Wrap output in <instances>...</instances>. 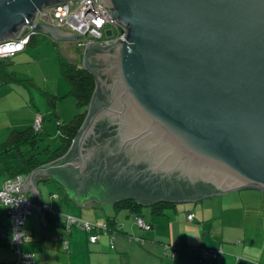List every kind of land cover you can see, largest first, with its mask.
<instances>
[{"label":"water","instance_id":"water-1","mask_svg":"<svg viewBox=\"0 0 264 264\" xmlns=\"http://www.w3.org/2000/svg\"><path fill=\"white\" fill-rule=\"evenodd\" d=\"M70 0H0V46L26 27L56 40L80 35L42 23ZM125 38L89 45L83 65L101 94L66 156L34 171L73 201L136 198L196 204L238 190L264 193V0H101ZM113 30L107 31L111 37ZM193 214V213H190Z\"/></svg>","mask_w":264,"mask_h":264},{"label":"crops","instance_id":"crops-1","mask_svg":"<svg viewBox=\"0 0 264 264\" xmlns=\"http://www.w3.org/2000/svg\"><path fill=\"white\" fill-rule=\"evenodd\" d=\"M60 29L69 32L63 28ZM40 36L49 37L59 44L71 43L56 40L47 33H40ZM22 53H17L14 58L18 76L31 79L30 76L24 75L26 70L31 68L25 65H31V63L17 56ZM0 94H3L7 112V115L0 119V144L8 140L12 131H21L33 126L36 114L34 110L38 109L46 115L51 113L47 102V109L41 110L30 86L20 93L7 87H0ZM57 95L63 96L59 93ZM63 111L64 109L58 111L60 119L69 121ZM76 113L77 110L72 113L73 117ZM49 126L46 120L45 127L51 134ZM22 163L23 158L16 151L0 159V188L4 181L12 176L16 168L22 167ZM51 164L53 163L46 165ZM8 168H12V171H7ZM32 173L22 175L24 185ZM37 188L41 202L49 204L54 213L48 216L41 210L27 218L25 228L30 237L23 244L22 249L35 255L36 264H264V194L262 191L238 190L218 196L220 198L217 199L216 197L205 199L182 210H179L177 206L168 216L152 218L154 227L150 231H145L129 221L125 222L126 226L121 222L120 225H123L130 234L146 239L145 246L130 242L127 236L120 233L114 235L116 236L115 249H112L111 236L100 235L98 241L92 243L87 232L79 228H72L71 232H68L59 219L70 214L102 224L116 214L113 205L106 207L88 202L80 206L73 201L64 185L53 177L39 180ZM23 194L26 198L41 203L33 191H23ZM55 195H58V198H54ZM101 205L110 206V204ZM90 209L96 212H89ZM97 210L101 211L100 216ZM192 212L195 220L189 222L187 215ZM148 221L150 222V219ZM9 232V215L4 208H0V264H12L16 259L14 252L9 248ZM173 247H177L176 252L179 257L176 259L167 254V252H173ZM203 247L210 250L222 249L223 253L219 254L218 258L203 259L200 250Z\"/></svg>","mask_w":264,"mask_h":264},{"label":"trees","instance_id":"trees-1","mask_svg":"<svg viewBox=\"0 0 264 264\" xmlns=\"http://www.w3.org/2000/svg\"><path fill=\"white\" fill-rule=\"evenodd\" d=\"M29 34L31 35L28 43L26 44V46L22 51H19L17 53H22V52L25 53L27 51L28 46L35 45L38 43L39 40L37 37L39 36V34L34 32L33 30H26L22 37L27 36ZM7 40L8 41L4 40L0 43L5 44L6 42H9L14 39L9 38ZM17 53L9 56H0V87H7L20 93L23 92V90H26L30 86V82L33 79L21 78L18 76L17 65L16 63H14V58ZM81 54L83 59L84 54L82 51ZM60 66H61L60 76L63 80H65L68 83L70 87L69 92L63 96H59L57 94L54 95L49 93L48 91L43 90L42 94L46 95L47 97V103L51 109V113L49 115H46L44 114V112H41L38 109H36V107H34V109H36L34 110L36 111L35 119L37 120L38 117L41 118V127L40 128L35 127L36 125V120H35V124L33 126H30L21 131L19 130L12 131L10 136L8 137V140L0 144V159L4 155H7L13 151L18 152L19 155H21L23 158L22 167L20 169L16 168L13 171V174H11L12 176L9 177L8 179H17L21 177L24 184V176L22 175H28L33 171H35L36 169H38L39 167L44 166L46 164L57 163L59 162L60 159L66 156L82 130L84 122L88 116L90 106L93 104L96 96L101 94L100 83L98 82L96 75L88 67L83 65V60L82 63L80 62V64H77L69 60L66 56L65 57L61 56ZM69 96H72L75 99V103L77 106V113L75 114L74 118H72L71 120L62 121L59 117L58 106L60 105L62 99L64 100V98ZM65 101L66 100H64V102ZM46 120L54 121L55 123H57L56 124L57 135L56 138L53 140V142L55 143V141H58L57 143L58 147H56L55 149H53L52 147L53 142L50 141L48 142V144H44V146L42 145V147L40 146V144L43 141H46L51 136V134L48 133L47 128L45 127ZM7 171H12V168H8ZM8 179H6L5 181H7ZM22 197L25 199H29L26 198L24 194L22 195ZM55 197L58 198V195H55L54 198ZM33 202L37 204L38 208H35L31 212V214H28L25 217V222L22 226V231L24 233L25 238H24V242L21 244L13 243L12 217L9 214L8 208H5L4 206H0V208H4L6 210L10 218V232L8 234L9 248L12 252H14L16 256V259L12 264H26L23 262L22 256L25 254H32L22 249L23 244H25L30 237L29 233L26 231L25 228L27 218L32 216L35 212L41 210L47 213L48 216H50L53 212L49 204H45L43 202L38 203L37 201L34 200ZM112 205L116 209V214H114L112 217L110 216L107 219V221L102 224L91 222L90 220H86L81 216L70 215V214L65 215V217L59 219V221H61V223L67 228L68 232H71L72 228H79L84 230L89 234L90 241L92 243H96L100 235L111 236L112 249H115L114 241L116 239V236L114 235H118V233H122L126 235L130 242H136L142 246H145L146 239L133 236L132 234H130L129 231L124 229L123 225H120V223L122 222L126 226L125 224L126 220L122 218V213L125 214L124 217L132 218V221L129 220L130 223H135L143 230L150 231L154 227V223L152 221L153 219H156L161 216L170 215L178 206L176 203H166V202H161L152 205L151 207H149L150 214L152 215L149 222L148 219H144L143 217L144 206L139 204L136 198L125 199L121 202H117ZM190 206H194V204H190ZM189 215L190 213L187 215V220L189 222H193L195 220L194 213H193L194 219L192 221L188 219ZM68 217H72L75 219L74 224H68L67 222ZM139 220L145 221L146 226L149 227L148 228L142 227L139 224ZM85 224L91 225L92 230L91 231L87 230L86 227H84ZM105 226L107 227V229ZM93 237L96 238L95 241L92 240ZM167 249L169 250V248ZM200 250L203 259L218 258L219 254L223 253L222 249L210 250L209 248L203 247ZM176 251H177V247H173V252H167V254L168 256L170 255L172 258L176 259L179 257ZM213 253H216V255ZM34 258H35L34 264H36L37 261L35 255Z\"/></svg>","mask_w":264,"mask_h":264},{"label":"built area","instance_id":"built-area-1","mask_svg":"<svg viewBox=\"0 0 264 264\" xmlns=\"http://www.w3.org/2000/svg\"><path fill=\"white\" fill-rule=\"evenodd\" d=\"M39 12L40 15L33 25L35 28L40 22H44L66 29L73 34L80 35L81 37L77 40L76 45L83 52L84 56L91 44H98L104 47L117 44L119 39L123 40L125 38L124 31L117 26V23L112 18L111 12L104 6L101 0H70L51 5L44 11ZM26 28L35 32V29L30 26ZM109 30H113V35L111 37L107 36V31ZM23 34L16 43V49L5 53L0 48V56L14 55L22 51L31 35L29 34L22 37ZM3 45L4 44L0 43V46ZM35 127H41L40 117L37 118ZM23 185L21 177L17 179H8L0 190V206L8 208L9 214L12 217L13 230L18 234L19 239L13 240L15 244L24 242L25 236L22 231V226L25 222V217L31 214L35 208H38L33 200L22 197L23 190L21 186ZM188 219L192 221L194 215L190 214ZM67 220L68 224H74L75 222V219L72 217H68ZM139 224L144 228L149 227L146 226L143 220H139ZM84 227L89 231L92 230V226L89 224H85ZM95 239V237L92 238L93 241H95ZM213 254L216 255V253ZM22 259L26 264L35 263V258L32 254H25L22 256Z\"/></svg>","mask_w":264,"mask_h":264},{"label":"rangeland","instance_id":"rangeland-1","mask_svg":"<svg viewBox=\"0 0 264 264\" xmlns=\"http://www.w3.org/2000/svg\"><path fill=\"white\" fill-rule=\"evenodd\" d=\"M37 38L39 40L37 44L28 46L27 51L25 53L19 54L17 56H21L23 59L31 63V65L29 64L25 65L27 67L31 66V68L27 69L24 75L30 76L31 79H34L30 82V88L33 90L34 95H36L38 106L41 108L42 111H44L45 109H47L48 103L46 104L47 102L46 95L42 94L43 90L48 91L49 93L54 94V95H56L57 93L61 95L62 94L65 95L70 90L68 83L65 80H63L60 76L61 75L60 57L66 56L72 62L80 64L82 60V54L76 45L77 41L71 42V43L59 44L53 41L49 37L47 38L44 36H40V34ZM64 100H66V102H64ZM64 100L63 99L61 100L63 104L59 106V109H62V110L64 109L63 113L65 114L66 118L68 120H71L73 117L72 113H75V111L77 110L75 99L74 97L69 96V97L64 98ZM6 115H7V112L5 108V100L3 99V94H0V119L5 117ZM48 124L50 125L49 130H50L51 136L46 141H43L40 144L41 147L42 145L44 146V144H48L49 141L53 142V140L56 138V135H57V131H56L57 123L54 124L53 121L49 120ZM53 126L55 127V129ZM57 143L58 141H55V143L54 142L52 143L53 149L58 147ZM7 160H11V159H7ZM217 198H220V197L217 196L216 199ZM100 206L112 207L111 205L108 206V205H101V204ZM178 206L179 207L177 208L179 210H182L183 208L190 206V204H181ZM89 212H96V210L90 209ZM97 212L99 216L102 214L100 210H97ZM121 212H124V211H121ZM124 216L125 214L122 213V218L126 220V222L129 220L132 221V218H127ZM143 217L144 219H148V220L152 217V215L150 214L149 207L147 208L144 207ZM158 221L160 222L161 220H158ZM135 228L141 230L138 227H135ZM123 236L126 237V235L124 234ZM99 258L100 259L102 258L101 255L99 256Z\"/></svg>","mask_w":264,"mask_h":264},{"label":"clouds","instance_id":"clouds-1","mask_svg":"<svg viewBox=\"0 0 264 264\" xmlns=\"http://www.w3.org/2000/svg\"><path fill=\"white\" fill-rule=\"evenodd\" d=\"M12 239H13V240H18V239H19V238H18V234L16 233L15 230H13Z\"/></svg>","mask_w":264,"mask_h":264},{"label":"flooded vegetation","instance_id":"flooded-vegetation-1","mask_svg":"<svg viewBox=\"0 0 264 264\" xmlns=\"http://www.w3.org/2000/svg\"><path fill=\"white\" fill-rule=\"evenodd\" d=\"M40 24V23H39ZM48 24V23H47ZM50 25H52V24H50ZM54 26V25H53ZM26 30H28V28H26L25 30H24V32L26 31ZM37 34H40V33H37Z\"/></svg>","mask_w":264,"mask_h":264}]
</instances>
